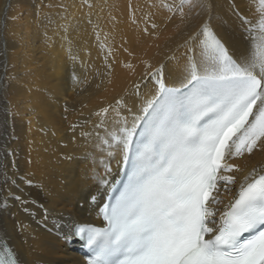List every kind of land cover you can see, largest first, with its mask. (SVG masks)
<instances>
[{
  "label": "bare ground",
  "instance_id": "bare-ground-1",
  "mask_svg": "<svg viewBox=\"0 0 264 264\" xmlns=\"http://www.w3.org/2000/svg\"><path fill=\"white\" fill-rule=\"evenodd\" d=\"M202 2L181 17L180 0H0V237L24 264H86L80 243L61 234L73 221L102 223L90 201L100 189L93 169L105 175L96 113L108 108L109 130L131 124L155 90L148 74L163 65L175 81L205 22L234 53L245 50L232 4L255 22L256 3ZM119 159H110L111 181ZM230 162L241 171L220 191L221 210L245 175L264 170V145ZM100 191L105 200L107 186Z\"/></svg>",
  "mask_w": 264,
  "mask_h": 264
},
{
  "label": "snow or ice",
  "instance_id": "snow-or-ice-1",
  "mask_svg": "<svg viewBox=\"0 0 264 264\" xmlns=\"http://www.w3.org/2000/svg\"><path fill=\"white\" fill-rule=\"evenodd\" d=\"M253 3L255 22L232 4L244 51L234 53L205 22L190 37L195 46L175 81L166 83L163 65L148 74L155 90L131 124L123 118L109 130L108 108L96 113L105 175L94 168L93 179L107 186L108 198L100 200L98 189L90 201L103 226L73 221L61 234L87 250L86 264H264V170L245 175L217 207L220 191L237 184L231 173L241 171L230 161L264 145V0ZM185 6L205 7L180 0L181 17ZM116 153L122 175L111 181ZM0 264H24L2 237Z\"/></svg>",
  "mask_w": 264,
  "mask_h": 264
}]
</instances>
